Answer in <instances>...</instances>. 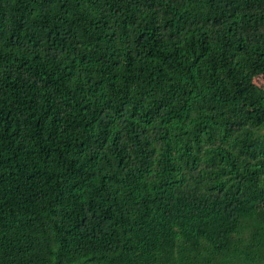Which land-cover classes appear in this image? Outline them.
Returning a JSON list of instances; mask_svg holds the SVG:
<instances>
[{
    "label": "trees",
    "instance_id": "1",
    "mask_svg": "<svg viewBox=\"0 0 264 264\" xmlns=\"http://www.w3.org/2000/svg\"><path fill=\"white\" fill-rule=\"evenodd\" d=\"M0 264H264V0H0Z\"/></svg>",
    "mask_w": 264,
    "mask_h": 264
}]
</instances>
